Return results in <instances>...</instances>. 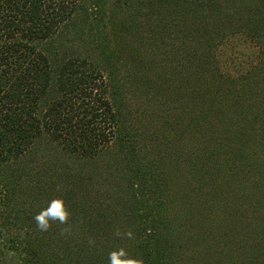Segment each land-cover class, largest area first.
<instances>
[{
    "label": "rangeland",
    "instance_id": "rangeland-1",
    "mask_svg": "<svg viewBox=\"0 0 264 264\" xmlns=\"http://www.w3.org/2000/svg\"><path fill=\"white\" fill-rule=\"evenodd\" d=\"M186 11L184 0H83L60 34L42 45L57 71L71 59L103 71L120 131L92 163L67 158L42 141L13 169L24 173L15 212L22 218L12 230L39 231L27 219L30 182L57 185L43 194L47 203L66 199L73 186L85 204L96 206L83 217L100 221L99 235L108 233L110 248L129 256L132 238L115 233L133 230L130 178L133 170L148 168L160 184V212L168 223L163 231L177 264H264V40L246 36V25L231 35L217 21L203 25L211 21L202 14L193 22ZM232 22L237 26V18ZM208 68L226 76L220 78L226 90L234 89L223 100L227 111L237 112L233 119L211 113L215 97L203 77H194L196 69ZM3 185L0 179L1 193ZM4 242L0 237L1 251Z\"/></svg>",
    "mask_w": 264,
    "mask_h": 264
},
{
    "label": "trees",
    "instance_id": "trees-1",
    "mask_svg": "<svg viewBox=\"0 0 264 264\" xmlns=\"http://www.w3.org/2000/svg\"><path fill=\"white\" fill-rule=\"evenodd\" d=\"M82 2L0 0V179L4 183V192H0V237L5 241L0 250V258L3 257L0 264H109V253L117 250L110 248L108 233L99 235L96 226L100 221L88 215L83 217L84 212L92 213L96 206L85 204L73 186L64 192L66 199L62 198L71 212L69 233L62 235L61 230L68 225L60 224H53L47 232L30 228L24 231L18 226L12 230L22 218L21 212L17 217L15 212L22 197L16 192L23 186L20 180L24 173L22 169H13L21 167V162L42 141L67 158L92 163L112 148L119 135L118 115L103 71L82 59L68 60L57 71L50 55L42 50V45L58 36L74 18ZM184 3L187 7L184 13L193 22L202 14L204 21H211L203 25L210 23L213 27L217 21L231 35L240 30L237 27L246 25L242 29L246 36L264 40V0H184ZM233 18H237V26ZM221 29H218L220 35ZM208 33L205 30L202 36ZM213 53L209 54L212 58ZM206 64L211 62L204 61L199 67ZM194 77H203L208 95L215 97L210 100L212 104L217 103V106L213 104L215 109L211 113L231 119L237 115L235 110L227 111L228 102L223 101L224 94L234 96L233 88L226 90L221 83L226 76L220 79L215 69L208 68L196 69ZM218 82L220 85L215 87ZM147 169L133 170L130 178L134 181L131 183L133 200L128 206L135 226L128 257L143 264H177L163 231L168 223L160 212V184L148 175ZM30 184L34 198L28 203V207L32 206L29 221L48 206L49 202L42 197L48 188L52 193L58 189L48 181ZM36 193L41 196L36 197ZM22 202L23 206L27 204ZM99 218L106 220L103 215ZM83 221L88 222L87 226L76 229ZM8 226L12 233L6 229Z\"/></svg>",
    "mask_w": 264,
    "mask_h": 264
},
{
    "label": "clouds",
    "instance_id": "clouds-1",
    "mask_svg": "<svg viewBox=\"0 0 264 264\" xmlns=\"http://www.w3.org/2000/svg\"><path fill=\"white\" fill-rule=\"evenodd\" d=\"M70 219L71 212L65 201L59 198L51 200L48 206L34 217L38 230L42 232L49 231L53 224L68 225V227L61 230L62 235L71 231ZM115 235H126L128 238L132 237L131 232L122 234L118 230ZM89 243L94 244V241L90 240ZM109 264H143V262L141 260L129 258L126 250L120 248L119 250L109 253Z\"/></svg>",
    "mask_w": 264,
    "mask_h": 264
}]
</instances>
